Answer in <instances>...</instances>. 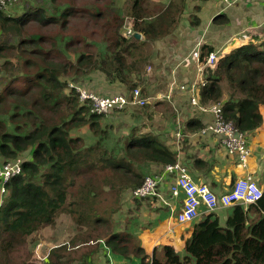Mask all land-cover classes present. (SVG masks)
<instances>
[{"label":"trees","instance_id":"obj_1","mask_svg":"<svg viewBox=\"0 0 264 264\" xmlns=\"http://www.w3.org/2000/svg\"><path fill=\"white\" fill-rule=\"evenodd\" d=\"M89 1L79 0V6L74 0H51L28 7L22 15L4 11L0 2V158H22L21 172L5 183L0 203V264H96L103 250L120 258L133 255L138 264H264V189L246 207L232 205L223 223L207 212L193 225L182 252L165 244L149 255L137 236L117 228L111 214L120 205L121 191L141 184L147 174L141 166L174 162L176 152L151 133L128 141L120 137L110 146V127L100 124L104 114L90 112L67 84L111 94L86 85L98 72L107 82L128 89L141 85L143 41L134 33H141L144 42L162 38L178 18L173 15L174 2L153 13L144 6L146 0H130L126 12L117 0ZM111 11L109 18L106 12ZM125 15L130 17L131 36L121 29ZM31 26L34 30L27 32ZM211 51L203 46L199 58ZM203 73L207 84L198 93L199 101H222L224 119L248 139V132L263 121L264 41L232 48ZM87 123L96 139L84 145L74 131ZM203 125L190 117L186 129ZM124 140V151L115 153ZM103 144L110 151L102 150ZM101 152L117 158L104 176L76 175L79 164ZM107 189L114 207L102 213L97 203ZM63 216L75 234L46 248L45 260L37 263L27 249V238Z\"/></svg>","mask_w":264,"mask_h":264},{"label":"crops","instance_id":"obj_2","mask_svg":"<svg viewBox=\"0 0 264 264\" xmlns=\"http://www.w3.org/2000/svg\"><path fill=\"white\" fill-rule=\"evenodd\" d=\"M194 18H198L197 23H191ZM139 39L143 41L142 49L147 41L144 42L141 33ZM251 40L264 41V2L237 0L226 4L223 0H185L176 26L166 36L150 41L149 53L143 52L144 66H149L147 70L153 69V72L145 71L141 74L143 82L139 87L144 94H169L170 101L163 100L144 107L126 106L108 112L106 115L114 124H119L118 138L127 136L128 141L130 138H140L144 133L153 134L176 152V159L188 168L196 182L206 184L215 194L227 191L236 178L248 172L264 187V106L260 107L262 124L248 132L250 155L244 167L225 152L217 137L201 134L200 129H186V122L190 117L197 118L204 124L211 119V115L192 108L187 93L180 88V84L206 80L203 69L196 61L203 46L204 49L212 47L220 57ZM86 85L102 93H127L130 90L122 83L107 82L98 72L90 75ZM222 86L224 92L225 89L227 92L226 84L222 83ZM202 87H199L198 93ZM161 104L165 107L162 108ZM178 127L181 130L180 140L174 137ZM127 141L124 140L121 146L125 148ZM86 164H79L84 166H81L76 175L90 173V167ZM162 166L163 164L149 163L141 167L147 174H153L161 172ZM164 188L162 185L158 189L163 200L158 197L134 198L130 188L123 189L120 193V205L111 214L119 231L137 236L149 255L155 248L160 250L165 244L182 252L184 240L190 236L193 225L208 212L201 206L199 215L194 220L179 223L176 215L182 204V197H172ZM230 208L231 206L220 208L214 212L221 223ZM149 224H152L151 230L148 228ZM138 261L133 255L130 258H120L103 250L96 256L95 263L138 264Z\"/></svg>","mask_w":264,"mask_h":264},{"label":"built area","instance_id":"obj_3","mask_svg":"<svg viewBox=\"0 0 264 264\" xmlns=\"http://www.w3.org/2000/svg\"><path fill=\"white\" fill-rule=\"evenodd\" d=\"M223 1L226 4H232L237 0ZM260 1L264 2V0ZM132 33L130 24L125 34L131 36ZM218 58L216 51H211L202 58L197 56L196 61L203 69L214 66ZM205 84L206 80L180 84V88L187 93L188 102L192 108L211 115V119L200 128V133L217 137L218 143L223 146L225 152L238 165L245 167L250 155L246 134L238 130L231 121L224 119L222 101H211L208 104L199 101L198 89ZM67 85L68 88H73L77 92L80 103L87 105L89 111L96 114L105 115L114 109L126 106L144 107L163 100L170 101L169 94H144L139 86L130 89L127 93L99 94L72 81H69ZM177 129L176 135L179 136L181 135L180 127ZM21 163V157L6 161H1L0 158V196L6 193L5 183L8 179L21 172ZM162 185L172 197H182V204L176 215L179 223L194 220L199 215L201 206L208 212H215L234 204H242L246 207L249 203L258 200L263 192L253 174L248 172L236 178L227 191L215 194L206 184L196 182L188 168L176 160L163 165L161 172L144 176L141 184L131 189V195L134 198L158 197L163 200V195L158 191L159 186ZM1 202L2 199H0Z\"/></svg>","mask_w":264,"mask_h":264},{"label":"rangeland","instance_id":"obj_4","mask_svg":"<svg viewBox=\"0 0 264 264\" xmlns=\"http://www.w3.org/2000/svg\"><path fill=\"white\" fill-rule=\"evenodd\" d=\"M57 3L59 2H64V0H55ZM89 1V0H88ZM94 1V0H92ZM1 2V6L3 8L4 11L6 12H14L18 15H22L25 10L30 7V6H37V5H47L49 3H51V0H0ZM75 4L82 6L79 3V0H74ZM129 2L130 0H117L118 5L122 8V10L124 12H126L128 10L129 7ZM168 2H174L176 5L174 7H172V11H173V15L175 17L178 18V15L180 12V10H183V7L185 5V0H146L144 3V6H146V8L153 12L156 13L158 12L161 8H163L165 6V4H167ZM88 6L91 4V2H88ZM103 5L106 4V2L104 1L102 3ZM87 6V5H85ZM106 14H108L109 18H111V16L113 15V12H106ZM130 17L128 15L124 16V22H123V26H122V31L123 28L126 30L130 27ZM34 30V28L31 26L29 28H27V32ZM106 30V29H102V32ZM101 34V33H100ZM151 40H147L146 44H144V47L142 48L143 52L145 53H149V43ZM1 62V59H0ZM148 66H144V70L143 73L146 72H153V69H151L150 71L147 70ZM150 73V74H151ZM139 77H141V75H139ZM67 91V89H66ZM223 94H226V89L225 92L223 90ZM164 104V103H162ZM161 107H165V105H162ZM103 118V119H102ZM100 121V124L103 125H109V130L111 131L112 134V141L108 144L110 146H112L116 140L119 137V124L118 122L114 124V121L111 120L108 115H103ZM116 126V129H114V127ZM178 131V129L175 131L174 133V137L176 140H180L181 139V135L177 136L176 132ZM78 132L81 135L82 138V142L85 145L86 142H88L90 140V138H93V140H95V135L93 134L92 129L89 127L88 123L84 124L83 126H81L80 128L76 129L74 131ZM123 136V135H122ZM121 136V137H122ZM172 138V137H171ZM124 147L121 145H118L117 148H115L114 152H123L124 151ZM102 150L105 151H110V149L107 147H105V145H102ZM107 153L101 152V153H97V154H93L92 158H90L89 161L85 162L87 163L86 166L90 167V173H96L97 175L99 174V176H104L105 172L107 171L108 165L112 162H114L115 160H117V158L115 157H111V158H107L106 157ZM105 159H107L105 161ZM81 166L84 165H78L77 166V173H79V169L81 168ZM257 181V180H256ZM258 183V182H257ZM259 184V183H258ZM264 188V187H261ZM71 190H73V187L70 188ZM129 191L131 192V188L129 189ZM70 193H72L70 191ZM103 195V200L99 201L97 203V207L98 210L102 213H107L109 209L113 208L114 206H110L112 204V202L114 201L113 198H109L108 196V189L106 192L102 193ZM4 195L0 196V199H2L3 201ZM125 202V201H124ZM2 204V203H1ZM0 204V206H1ZM60 215H58L59 217ZM148 228L151 230L152 229V224H149ZM149 230V231H150ZM74 227L71 223V221L69 219H67L66 217H61L59 219H57L55 221V223L52 226H45L42 227L41 229H38L37 231H35L34 233H32L28 238V245H27V249L28 251L31 253L32 258H34V261H36L37 263L42 262L43 260H45L44 257V251L46 250V248L53 246V245H57L60 243H64L67 240H69L75 233H74ZM142 231V230H141Z\"/></svg>","mask_w":264,"mask_h":264},{"label":"water","instance_id":"obj_5","mask_svg":"<svg viewBox=\"0 0 264 264\" xmlns=\"http://www.w3.org/2000/svg\"><path fill=\"white\" fill-rule=\"evenodd\" d=\"M134 36H135L136 38H139V37H140V33H139V32H135V33H134Z\"/></svg>","mask_w":264,"mask_h":264}]
</instances>
